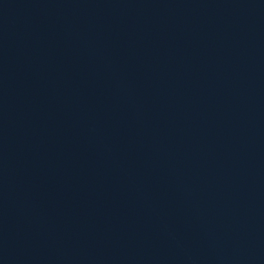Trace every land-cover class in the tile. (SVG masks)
<instances>
[{
  "label": "water",
  "instance_id": "1",
  "mask_svg": "<svg viewBox=\"0 0 264 264\" xmlns=\"http://www.w3.org/2000/svg\"><path fill=\"white\" fill-rule=\"evenodd\" d=\"M0 264H264V0H0Z\"/></svg>",
  "mask_w": 264,
  "mask_h": 264
}]
</instances>
